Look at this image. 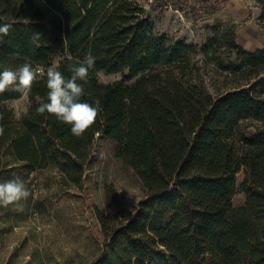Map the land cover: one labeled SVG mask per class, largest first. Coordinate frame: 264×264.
<instances>
[{"label": "trees", "instance_id": "obj_1", "mask_svg": "<svg viewBox=\"0 0 264 264\" xmlns=\"http://www.w3.org/2000/svg\"><path fill=\"white\" fill-rule=\"evenodd\" d=\"M42 1L52 19L0 11V25H12L0 42V72L29 62L45 73L19 119L0 106V178L53 169L60 185L80 190L105 247L94 264H264V46L243 48L233 27L211 39L208 55L222 76L212 92L192 60L194 44L156 33L145 3ZM257 2L264 30V0ZM58 52L55 68L66 78L69 63L95 57L80 102L98 100L99 114L81 137L36 111L47 102L46 72ZM99 71L124 76L103 83ZM22 96L8 90L0 103ZM98 136L117 144L116 156L141 180L146 197L136 210L87 171ZM238 192L245 202L235 207Z\"/></svg>", "mask_w": 264, "mask_h": 264}, {"label": "rangeland", "instance_id": "obj_2", "mask_svg": "<svg viewBox=\"0 0 264 264\" xmlns=\"http://www.w3.org/2000/svg\"><path fill=\"white\" fill-rule=\"evenodd\" d=\"M225 1L203 3L199 0H171L169 5L155 3L152 7L146 6L155 23L156 33L194 44L196 51L192 54V60L200 67L201 76L212 92L222 76L209 58L210 49H213L210 40L222 37L233 27L237 42L241 45L242 38L238 31L252 20L251 17H236ZM256 2L242 0L245 8L251 11L259 9L262 13V6ZM3 9L10 16L26 17L34 11L48 20L54 16L42 0H0V11ZM218 49L224 61H227L230 46L222 43ZM62 59V55L56 53L52 67H56ZM223 75H228V72H223ZM123 76V73L115 72L97 73V78L103 83L119 80ZM0 106L11 108L16 119H19L28 110L30 99L27 94L1 102ZM117 148L116 143L98 136L87 163V171L96 180L113 184L124 202L136 210L146 197V190L135 171L116 156ZM9 163H12L11 167L15 166L12 160ZM15 177L24 181L31 194L18 204L0 206V264H94L105 247L93 230L82 192L60 185L53 169L35 172L13 170L4 173L0 182ZM242 178L243 174L240 173L239 185ZM244 202L242 192L233 197L235 207L242 206Z\"/></svg>", "mask_w": 264, "mask_h": 264}, {"label": "clouds", "instance_id": "obj_3", "mask_svg": "<svg viewBox=\"0 0 264 264\" xmlns=\"http://www.w3.org/2000/svg\"><path fill=\"white\" fill-rule=\"evenodd\" d=\"M12 25L5 23L0 25V42L3 37L9 35ZM39 39V34L34 33L32 40ZM71 61V56L68 57ZM95 57L88 52L82 60L69 63L68 70L71 73L66 78L55 67H49L46 72L47 102L41 101L37 107V113L53 114L66 125H70L71 133L81 137L84 132L97 120L99 114V101L96 106L87 102H80L84 95L83 83H87L89 70L94 67ZM45 73L40 67H33L29 62L23 63L16 70L5 69L0 72V94L12 90L22 95L31 92L33 84L38 79L44 78ZM80 81L81 83H78ZM4 127L0 124V135H3ZM30 191L24 181L19 177L0 182V206L18 204L30 196Z\"/></svg>", "mask_w": 264, "mask_h": 264}, {"label": "crops", "instance_id": "obj_4", "mask_svg": "<svg viewBox=\"0 0 264 264\" xmlns=\"http://www.w3.org/2000/svg\"><path fill=\"white\" fill-rule=\"evenodd\" d=\"M203 3L213 2L215 0H199ZM256 2V0H253ZM226 5L232 8L234 15L238 18H252L250 22L241 26V30L238 31L239 37L242 38L241 46L248 50H255L264 46V30L260 26V10L248 9L242 4V0H226ZM257 3V2H256ZM255 35V36H254Z\"/></svg>", "mask_w": 264, "mask_h": 264}, {"label": "built area", "instance_id": "obj_5", "mask_svg": "<svg viewBox=\"0 0 264 264\" xmlns=\"http://www.w3.org/2000/svg\"><path fill=\"white\" fill-rule=\"evenodd\" d=\"M139 1L145 3L148 6H151L157 3L159 0H139ZM162 1H163L162 3L165 5H169L171 3V0H162Z\"/></svg>", "mask_w": 264, "mask_h": 264}]
</instances>
